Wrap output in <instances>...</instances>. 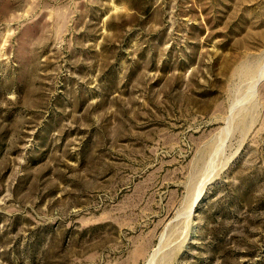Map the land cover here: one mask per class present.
<instances>
[{
    "label": "rangeland",
    "instance_id": "rangeland-1",
    "mask_svg": "<svg viewBox=\"0 0 264 264\" xmlns=\"http://www.w3.org/2000/svg\"><path fill=\"white\" fill-rule=\"evenodd\" d=\"M0 264H264V0H0Z\"/></svg>",
    "mask_w": 264,
    "mask_h": 264
}]
</instances>
